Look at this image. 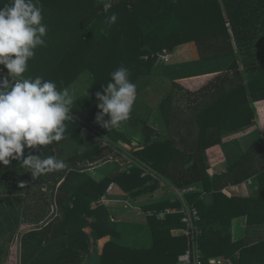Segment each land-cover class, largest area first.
I'll return each instance as SVG.
<instances>
[{"label": "trees", "instance_id": "1", "mask_svg": "<svg viewBox=\"0 0 264 264\" xmlns=\"http://www.w3.org/2000/svg\"><path fill=\"white\" fill-rule=\"evenodd\" d=\"M114 1L108 8L106 2L99 0L92 6L86 0H40L42 22L47 25L46 46L36 50L24 75L41 76L58 87L69 86L82 73L89 72L92 88L72 103V118L66 122L64 140L44 148L24 149V157L29 153L66 156L65 169L34 179L27 168L20 166L21 161L13 160L10 164L18 178L4 180V195L0 191V264L9 261L16 237L20 264H179V256L187 250L188 242L184 236L174 237L172 230L185 227L182 214L159 220L156 213L180 209L181 200L166 196L143 206L145 212H153L146 217L151 235L148 245L127 239L126 235L136 239L138 236L130 225L118 223L116 215L102 203L113 184L134 198L158 190L155 181L141 177L137 165H149L181 191L193 189L183 200L201 214L200 243L206 260L225 256L246 264L250 255L255 257L264 251V244L252 247L233 244L229 225L214 226L221 219L217 203L205 201L198 188L202 185L205 191L212 192L208 186L213 182L208 152L221 146L227 135L251 126L254 105L264 101V0ZM7 3L9 0H0V7ZM113 14L117 18L110 23ZM219 23H225L222 31L196 38L200 55L197 62L172 66L159 60L158 54L172 53L183 43L185 34ZM192 65L199 67L197 73L191 71ZM120 66L128 68L130 80L136 86L143 76H152L159 70L161 77L171 79V88L160 104L169 135L163 136L148 124L149 108L144 111L142 108L140 113L133 108L130 118H135L134 126L143 124L140 150L131 154L135 164L121 169L113 160L114 171L98 180L84 172L91 169L90 164L94 167L109 160L112 148L104 147L103 140L98 142L96 137L131 144L120 134L109 133L95 123L99 111L96 93L102 91L103 85L110 81V73ZM206 74L216 76L198 90L180 83ZM91 134L97 144L87 142V150L82 154L77 149L68 153L69 143L79 148L80 138L88 140ZM179 138L183 148L178 147ZM263 161L264 136L232 164L229 169L232 183L238 185L259 176L264 188ZM214 183L219 188L216 179ZM21 184L24 186L20 187ZM45 189L52 191L49 205L55 197L59 206V215L50 221L47 215L28 214L34 208H24L25 198L21 196L25 191L40 196ZM249 201L240 197L231 199L242 215L248 214ZM23 224L30 228L21 231Z\"/></svg>", "mask_w": 264, "mask_h": 264}, {"label": "clouds", "instance_id": "2", "mask_svg": "<svg viewBox=\"0 0 264 264\" xmlns=\"http://www.w3.org/2000/svg\"><path fill=\"white\" fill-rule=\"evenodd\" d=\"M116 18L113 14L109 22ZM42 21L40 0H9L0 7V65L8 71L0 78V164L9 165L10 159L21 161L20 166L34 179L67 165L55 156L29 153L24 157V149L64 140L66 122L72 118V99L66 89H58L55 82L41 76L24 75L36 50L46 46L47 25ZM136 95L137 86L130 80L128 68L120 66L96 93L99 111L95 123L107 130L119 128L130 118Z\"/></svg>", "mask_w": 264, "mask_h": 264}, {"label": "crops", "instance_id": "3", "mask_svg": "<svg viewBox=\"0 0 264 264\" xmlns=\"http://www.w3.org/2000/svg\"><path fill=\"white\" fill-rule=\"evenodd\" d=\"M224 28L225 24L219 23L185 34L183 43L179 44L175 48L173 53H171L169 62L164 63H168L172 66H181L190 65L194 62H197L200 59V55L195 43L196 38L213 34L211 32H219L220 30L222 31ZM186 35H188V37ZM195 35L197 36L194 37ZM192 43H195L196 46V48L191 49L190 53L192 56L190 55V57H188L187 59H183L179 62L174 61L176 57L178 58L181 56H187L188 48L187 50H185L184 48ZM171 60L173 61L171 62ZM215 76L216 74H206L203 76L186 78L184 80H181L180 83L184 86L186 85L189 88H191V86L188 85L191 84L194 86V88H196V90H198L212 81ZM253 111L255 118L251 126L227 135L223 139V144L221 146L214 147L208 152V155L211 159L209 176L210 179L213 180V182L209 183L208 186L209 188H212V192L205 191L202 185L198 188V190L202 193V198H204L205 201L209 203H217L216 208L218 210V213L220 214L221 219H219L214 226L216 228H219L229 225L232 230V243L242 244L244 247H252L255 245H260L262 243L264 244V188L261 187L262 182L259 176H254L238 185L233 184V175L229 172V169L243 153L247 152L252 146L256 145L259 139L264 136V101L256 103L254 105ZM159 132L163 134L161 130ZM158 135L159 134H157V137ZM181 141L182 140H180V138L177 139L178 147L183 148L184 145L181 143ZM69 144L72 145V143ZM68 153L70 152L68 151ZM57 157L60 158V155ZM66 158L67 157L64 156L60 159L65 161ZM13 160L14 159H10L9 165L6 166L0 164L1 193H3L4 190V183H6L4 180H16L18 178V176L14 175L15 172L12 169L13 167L11 168L10 165L13 164ZM104 164L105 163H103V165ZM100 166L104 167L100 164L94 166V174H98L97 170ZM215 179L217 180V184L219 186V188L217 189L215 188ZM240 187L243 188L242 192H239ZM7 193L10 192L8 191ZM49 193L52 194V191H50ZM106 196L109 199L106 205L112 210L113 215H116L117 222L123 225H131L132 220L134 221L136 219V216L138 218L139 216L144 217V215L142 216L135 214L137 210L129 208L127 207V205L130 204L136 207H140L144 211L143 206L149 205L151 203V201L148 204L142 203L143 199H141V197L143 196L134 198L130 193L122 190L116 184H113V190L109 194L107 192ZM167 196L168 198H173V196L170 194ZM233 197L246 198L250 200V209L247 215H242L240 211L235 207V205L232 204L231 199ZM112 219H114L113 216ZM239 257V254H237L238 259ZM216 258L228 257L217 256ZM233 264L238 263L233 261ZM246 264H264V251L255 255V257L253 255H250L246 260Z\"/></svg>", "mask_w": 264, "mask_h": 264}, {"label": "rangeland", "instance_id": "4", "mask_svg": "<svg viewBox=\"0 0 264 264\" xmlns=\"http://www.w3.org/2000/svg\"><path fill=\"white\" fill-rule=\"evenodd\" d=\"M82 1L85 2V0H82ZM86 1H90L89 3L92 6V5H94L96 0H86ZM99 1L106 2L105 5L108 8L110 7V4H113L115 2L114 0H99ZM221 24H223V23H221ZM211 33H215V32H211ZM187 48H188V50H187ZM194 48H196L195 43L188 45L187 47L184 48L185 50H187L188 55L187 56H181L178 58L176 57L174 61L179 62V61H182L183 59H187L191 55V53H190L191 49H194ZM181 51H183V50H181ZM172 61L173 60H171V62ZM190 69L192 72L197 73L199 70V67L192 65L190 67ZM159 71H156L152 76H149V77L143 76V78H141V80L137 84V95H136V99H135V103L133 105V108H134V110H136V112H139V113H140L142 108H143V111H144L145 107L149 108V112H148L149 117L147 116L148 124L151 125L152 127H154L155 129H158L159 131L161 130L163 133V136L167 137L169 135V128L167 127V125L165 124V121L163 119L162 112L160 110V104L165 99V97L167 96V94L171 88L172 82H171V79L169 77H161V73H159ZM67 83H69V82H67ZM67 83H66V85H67ZM188 86H191V88L193 90H196V88H194L193 85L190 84ZM90 88H92V81H91V74L89 72L82 73L81 76L78 78V80L69 86H65V85L58 86V89H66L68 91L69 96L72 99V103L75 102L76 100H78L80 97L82 98V97H84V95L88 94ZM106 118H107V116H106ZM135 122H136L135 118H130L127 121L123 122L119 128H110L107 130L109 133L115 132V133L120 134V136H123L125 139L130 140L131 144L124 141V140H119L118 142L111 140V141H113V142H111L110 141L111 138L109 139L106 136L102 137V138L96 137L98 140H100V141L97 140L98 142H101V139L103 140L102 145L104 147L110 146L112 148V151L109 152L110 158H109V160L103 162V163H105V165H102L104 167L100 166L98 168V170H97L98 174H96V173H95L96 175L94 174L95 167H93L91 164L89 165L91 167V169L86 170L84 173H88V174L91 173V174L95 175L96 179L98 177V180H100V178L102 179L104 177V175L114 171L115 165L113 163V160H116L118 162V164H120L121 169H125L128 166L131 167L133 165V163L135 162V160L131 154L140 150V148H138V146H139V140L141 139L140 134H141V131L143 128L142 123L136 124V126H134ZM86 129L88 130V128H86ZM88 131L90 132V130H88ZM87 134L88 133L81 134V135L85 136ZM83 136H82V138H80V141H79L80 147L79 148H77V147L75 148L74 147L75 145L70 144V146H69L70 149L68 150L70 153L76 152V149L79 151V154L84 153L87 150V145H86L87 142H90L91 145L97 144V141H96V139H93L92 134L90 135V138H88V140H86ZM98 144H100V143H98ZM65 147H66V145L63 148H65ZM63 148H61V149H63ZM116 161H114V162H116ZM100 162H102V161H100ZM100 162L98 163V165L100 164ZM79 166H82V165H79ZM27 182L29 183V185L31 184L29 181H27ZM25 185H27V183H25ZM30 188H31V190L34 191V189H32V185L29 186V189ZM49 192L50 191H48V190L46 191V189H45L43 191L44 194L40 193V196L37 194H33L32 191H31L32 194H29L26 191L22 193L21 196L25 198L24 208H27V207H33L34 208V211H31V213H28V214L33 215V213H35V214L47 215V218L49 219V221L51 220V218L54 219L55 217H57V215H59V210H58L59 206L56 203L57 199H55V197L53 199V200H55L54 203L52 201L51 204L49 205V202H50L49 200H51L49 198V194H50ZM41 195H43V197H42L43 200L40 199ZM167 195H169L167 193V189L165 187H161L160 190L158 188V190L155 191L154 193H150L148 195H145V196L141 197V199H143L142 203L148 204L150 201H157V200L165 199ZM37 211H41V212H37ZM135 214H138V212H136ZM145 217L146 216H144V217L139 216V218H138L136 216V219L134 221L132 220V222H131L132 227L130 225V229H132L133 233H135L138 236V239H136L132 236L129 237L128 235H126L127 239H131L132 241L138 242V244H140V245H148L150 242V239H151L148 223H147ZM29 228H30L29 225L23 224L21 227V231H24V230L29 229ZM6 264H20L19 242H18L17 237L15 238V241L12 245L9 261Z\"/></svg>", "mask_w": 264, "mask_h": 264}, {"label": "built area", "instance_id": "5", "mask_svg": "<svg viewBox=\"0 0 264 264\" xmlns=\"http://www.w3.org/2000/svg\"><path fill=\"white\" fill-rule=\"evenodd\" d=\"M159 60L163 62H169L171 58V53L163 51L158 54ZM146 59L148 57H145ZM8 75V71L4 66L0 65V76L5 77ZM12 78L9 77V80ZM135 162L133 163V165ZM141 170V177L151 178L152 182L155 181L159 185V190L161 187L167 189V193L173 196V199H179L182 201V207L178 208H168L166 210L156 213V217L159 220H164L168 215L171 214H182V223L185 225L184 228L172 230V235L175 237L184 236L187 239L188 247L185 253L179 256V264H233V261L228 258H204V253L201 247L200 238L203 233V229L200 227V222L202 221L201 214L199 210L193 206L188 205L184 202V195L193 189H188L181 191L171 185L166 179L158 174L149 165H137ZM93 170V169H92ZM93 172V171H92ZM113 190V185L110 186L108 194ZM243 188H239V192H242ZM109 199L104 196L102 203H107ZM127 207L137 210L138 215L151 216L153 212H145L140 207L133 205H127ZM114 221V219H112Z\"/></svg>", "mask_w": 264, "mask_h": 264}, {"label": "water", "instance_id": "6", "mask_svg": "<svg viewBox=\"0 0 264 264\" xmlns=\"http://www.w3.org/2000/svg\"><path fill=\"white\" fill-rule=\"evenodd\" d=\"M100 165H103V162H100Z\"/></svg>", "mask_w": 264, "mask_h": 264}]
</instances>
